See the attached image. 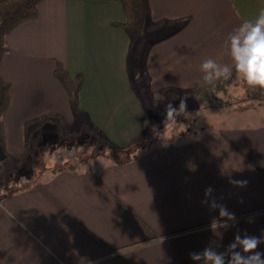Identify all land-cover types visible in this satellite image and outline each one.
<instances>
[{"label": "crops", "instance_id": "crops-1", "mask_svg": "<svg viewBox=\"0 0 264 264\" xmlns=\"http://www.w3.org/2000/svg\"><path fill=\"white\" fill-rule=\"evenodd\" d=\"M148 4L144 33L133 43L115 24L125 18L120 0H42L36 17L7 34L0 63L9 84L7 158L24 161L44 123L78 117L132 157L98 156L24 188L0 189V264H194L189 253L212 245L223 252L237 232L264 233V111H197L187 125L178 117L183 128L167 136L160 133L165 111L146 110L205 90L201 62L230 64L224 39L264 0ZM58 62L83 76L79 115L55 76ZM212 201L235 215L227 229L216 227Z\"/></svg>", "mask_w": 264, "mask_h": 264}, {"label": "rangeland", "instance_id": "rangeland-1", "mask_svg": "<svg viewBox=\"0 0 264 264\" xmlns=\"http://www.w3.org/2000/svg\"><path fill=\"white\" fill-rule=\"evenodd\" d=\"M233 79L234 81H239L236 77H233ZM239 84H242L241 80L238 85ZM240 93L238 89H234L230 94H224L217 90L207 94L204 89L189 94L178 93L166 97L167 102L163 101L155 107H147L146 110H148V112L153 111L154 115H156L157 112L159 115L161 112L165 111V106L167 104L171 103L174 107L178 108L181 99H184L186 112L180 116L181 118L184 116V122L186 121L187 125V123L189 124L190 121L194 119L193 117L197 115V111L204 115H209L212 114L213 111L219 114L241 108L244 102L238 100L241 95ZM162 114L165 115V113ZM178 117L177 121H179ZM44 124L41 125L36 134L31 133L32 135L30 136L31 149L32 146L33 148H37L38 144L41 145L38 146L41 152V161L35 162L32 159L33 157H26L25 161H18L10 156L0 160V189L12 191L24 188L31 181H36L40 177H44L52 169L79 168V166L82 165V161L87 157L95 153H98V156H102L104 152L109 153L111 151V149L105 150V148L108 147L105 146L102 141L103 139L100 138V134L94 129H90L82 117L71 124L60 122L57 124V127L45 124L46 128L44 129ZM170 125L165 128L164 124H162V132L160 133L168 136L173 131L175 133L183 128V124ZM172 127H174L173 130H171ZM41 128L44 130H41ZM150 134L151 133H148V135ZM152 136L153 133L150 137ZM94 143L98 145L96 151L92 150L93 146H91V144ZM87 147L91 148L88 149ZM83 153L84 155L81 156ZM98 156L95 155L94 158Z\"/></svg>", "mask_w": 264, "mask_h": 264}, {"label": "clouds", "instance_id": "clouds-1", "mask_svg": "<svg viewBox=\"0 0 264 264\" xmlns=\"http://www.w3.org/2000/svg\"><path fill=\"white\" fill-rule=\"evenodd\" d=\"M223 47L231 63L220 64L212 58L203 60L200 65L203 82L211 86L235 76L249 89L259 90L264 94V9H261L255 18L245 19L234 28L224 39ZM184 112V99H181L178 108L171 103L167 104L164 115L165 128L170 124H180L177 117ZM229 182L238 187H244L247 183L233 180ZM212 191V188H207L205 197H209ZM202 203H208L207 199ZM209 208L219 209L220 220L215 221L218 229H227L231 226L229 221L234 222L236 219L234 214L215 201L209 204ZM261 244H264V233L257 237L246 232L243 235L237 232L225 251H217L218 245H212L200 252L189 253V257L194 264H264V252L258 251Z\"/></svg>", "mask_w": 264, "mask_h": 264}, {"label": "trees", "instance_id": "trees-1", "mask_svg": "<svg viewBox=\"0 0 264 264\" xmlns=\"http://www.w3.org/2000/svg\"><path fill=\"white\" fill-rule=\"evenodd\" d=\"M41 1L42 0H0V63L3 55L8 51V46L6 44L7 34L20 22L36 17L37 6ZM120 2L124 10L125 18L123 22L115 24L126 32V34L130 38L131 43H133L144 33L145 24L149 17L148 0H120ZM55 76L61 82L63 88L67 92L74 112L79 115L80 110L78 107V93L81 88L83 76L81 74H78L77 76L72 77L64 68L63 64L59 62L57 63L55 68ZM233 77L235 78V76ZM134 80L138 90L143 93V80L140 81V76L138 74L135 76ZM239 81H234L233 78L227 81L221 80L216 82L214 85L206 86L204 91L207 92V94L211 91L214 92L216 90L223 92L224 94H230L234 89H238L239 92H241L238 100L244 103L241 105V108L236 109L245 110L251 108H260L264 111V94H262L259 90L249 89L243 82L242 84L238 85ZM8 105L9 84L0 76V145L2 148L3 118ZM88 127L98 132L90 125ZM99 136L101 139H103L102 141L104 142L105 146L108 147L105 148V150L111 149L109 153L104 152L102 156L112 158L115 161H127L131 159L132 155L127 154L126 149H120L119 147H116L112 143L107 141L101 135ZM30 144L31 141H29V145ZM39 145L40 144H38V146ZM38 146L37 148H33V146L32 149L29 148L28 152L26 153V157H33L32 159L35 162L41 161L42 157L40 156L41 152L40 149H38ZM91 146H93L92 150L96 151L98 147L97 143L91 144ZM87 148L90 149L91 147ZM97 154L95 153L87 157L84 161H82V164L90 159H93L95 155L98 156ZM82 155H84V153L81 154V156Z\"/></svg>", "mask_w": 264, "mask_h": 264}, {"label": "water", "instance_id": "water-1", "mask_svg": "<svg viewBox=\"0 0 264 264\" xmlns=\"http://www.w3.org/2000/svg\"><path fill=\"white\" fill-rule=\"evenodd\" d=\"M5 157H6V154H5L3 148H2L1 145H0V160L5 159Z\"/></svg>", "mask_w": 264, "mask_h": 264}]
</instances>
